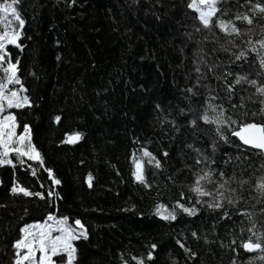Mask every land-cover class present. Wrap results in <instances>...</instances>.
<instances>
[{
	"label": "trees",
	"instance_id": "trees-1",
	"mask_svg": "<svg viewBox=\"0 0 264 264\" xmlns=\"http://www.w3.org/2000/svg\"><path fill=\"white\" fill-rule=\"evenodd\" d=\"M190 2L20 0L16 5L25 21L22 50L9 46L8 51L13 62L19 61L31 107L11 111L18 134L24 125L30 127L44 165L0 166V264H13L12 245L23 227L50 215L68 223L79 220L86 228L87 238L73 242L75 264H137L140 259L144 264H264L261 253L240 247L253 224L264 234V195L255 191L264 177V154L244 147L231 128L218 132L200 119L211 102L237 125L264 123V97H254L252 87L237 86L232 93L224 87L246 70L249 79L264 83L259 57L246 43L251 39L259 47L256 42L264 39V14L252 13L249 0H221L218 7L227 13L221 18L255 17L252 25L234 20L241 36H225L215 27L204 29ZM240 51L246 59H235ZM212 95L217 99L209 101ZM72 133L82 139L66 143ZM143 149L161 164L146 165L147 187L133 177L132 155ZM197 158L204 162L196 164ZM201 169L213 170L214 180L221 172L230 179L231 198L238 202L225 200L220 209L196 203L189 188ZM18 181L45 198L13 194ZM205 186L215 190L216 184ZM50 189L59 196L49 197ZM177 201L195 207L197 214L177 210L175 220L156 215L158 205L172 209Z\"/></svg>",
	"mask_w": 264,
	"mask_h": 264
},
{
	"label": "snow or ice",
	"instance_id": "snow-or-ice-1",
	"mask_svg": "<svg viewBox=\"0 0 264 264\" xmlns=\"http://www.w3.org/2000/svg\"><path fill=\"white\" fill-rule=\"evenodd\" d=\"M20 0H11V2H0V25H4L3 29H0V72L3 73V77L0 78V166L10 165L15 168L17 163L20 166L26 165L27 161H31L36 165L43 167L44 160L40 151L31 139V129L29 126L24 125L21 133L18 134V128L20 127L16 115L11 111L12 109H23L25 107H31V100L25 93L27 89L24 88L23 83L19 77V61H12L11 53L8 51L9 46H15L21 48L19 43L24 28L25 21L22 19L17 11L16 5ZM221 0H191L189 8L194 10L198 16L197 19L204 29L211 30L213 27L222 32L225 36H241V30L237 27L235 21H243L248 25H252L254 21V15L249 14H236L234 20L223 19L222 16L227 15L226 12L221 13L218 4ZM250 11L252 13L264 14V3L256 2L252 3ZM220 13V15H218ZM10 17L12 19H10ZM264 18V17H262ZM16 23V27L11 25ZM197 31H200L197 28ZM235 46V41H229ZM249 45V51L256 54L259 57V64L261 69H264V39L257 41L259 47L253 44L251 39L247 40ZM227 50V49H225ZM247 53L240 51L235 56L236 60L246 59ZM195 71L201 73L199 65L196 66ZM211 71V69H209ZM202 75V74H201ZM230 75V74H229ZM201 76L197 77V83ZM9 85H18L19 88L13 90L9 88ZM237 86L252 87L255 89V93L264 97V83H258L256 79H249L247 75H238L231 82L225 81V90L228 93L235 91ZM189 92L192 89H188ZM215 95L209 96V101L216 100ZM264 104V100H261ZM235 107V105H233ZM264 111V108L261 109ZM60 117H55L57 123L60 121ZM200 119L206 124H213L216 126L218 132L227 126L232 129V135L237 137L242 144L258 150L261 154H264V123H240L237 125V121L232 120L230 117L225 116V109L221 105H214L208 102L205 111L201 115ZM191 124L196 127V121L192 120ZM233 125H237L233 127ZM221 138H224L223 136ZM82 139L81 133H72L67 136L66 143L75 144ZM198 151V150H196ZM167 156V153H164ZM15 157V161L12 157ZM207 157H204V161ZM200 158H197L195 163L201 164ZM132 162L134 165L133 177L136 182L149 186L147 183L145 170L147 166H153L160 168V161L147 149L141 150V154L138 156L135 153L132 155ZM31 169V174L36 175V168L32 165H27ZM48 171L50 179H52L54 185H60L61 181L56 179L51 170ZM215 173L211 169H201L194 174V182L189 188L196 197V203H206L209 208L220 209L223 207L225 200L228 204H234L237 201H233L231 196L235 193V189H231L230 179H225L224 174L221 172L217 180H214ZM93 176L91 173L87 176L88 186H92ZM216 184L215 190H209L205 185ZM242 183H247L243 181ZM43 187V185H41ZM13 194H22L24 196H38L44 199L45 196L39 192H32L27 187L23 186L19 181L11 189ZM255 191L264 195V177H261L255 184ZM227 193V195H226ZM49 197H58L59 194L54 189H50L47 193ZM209 198L204 200L201 198ZM183 199V196L181 197ZM177 210L182 211L188 215H196L197 209L195 207H188L185 204L177 201L176 205L169 209L166 205H158L156 209V215L164 220H175ZM247 215V214H245ZM52 223L49 224H33L25 226L21 229L22 236L17 239L12 247L14 249L13 264H75L77 259V249L74 245V241L80 238H87V230L84 225L76 220L75 226H71L68 223L67 218L57 219L54 216H48L47 218ZM251 235L248 239L241 242L240 247L249 253H261L258 258L264 260V234H258L255 230V225L248 230ZM53 233H59L53 235ZM196 233H193L195 236ZM179 243V242H178ZM236 243L235 240L232 241ZM180 246L184 248L181 243ZM155 250L156 245L151 246ZM190 251L189 249H185ZM39 254V256H38ZM63 257V259H57ZM135 259V258H134ZM148 260L153 259V255L149 253ZM137 264H144V260L140 259Z\"/></svg>",
	"mask_w": 264,
	"mask_h": 264
},
{
	"label": "rangeland",
	"instance_id": "rangeland-1",
	"mask_svg": "<svg viewBox=\"0 0 264 264\" xmlns=\"http://www.w3.org/2000/svg\"><path fill=\"white\" fill-rule=\"evenodd\" d=\"M247 72H246V74H244V75H247L248 76V78H249V74H251L248 70H246ZM248 87H250V86H248ZM9 88H11V89H13V90H16V89H18L19 88V86L18 85H9ZM253 92H254V94H253V96L254 97H256V93H255V90H253ZM61 219V218H60ZM49 223H52L51 221H49V220H46V221H44V222H41V223H32V224H29V225H33V224H49ZM29 225H27V226H29ZM69 225H71V226H75V223L73 222V223H69ZM59 233H53V235H58ZM21 236H22V233H21ZM21 238V237H20ZM38 256H39V254H38ZM57 259H63V257H60V258H57Z\"/></svg>",
	"mask_w": 264,
	"mask_h": 264
},
{
	"label": "water",
	"instance_id": "water-1",
	"mask_svg": "<svg viewBox=\"0 0 264 264\" xmlns=\"http://www.w3.org/2000/svg\"><path fill=\"white\" fill-rule=\"evenodd\" d=\"M240 141V140H239ZM240 143L242 144V142L240 141ZM244 147H246V148H249V149H252V148H250V147H248V146H246V145H244V144H242ZM252 150H254V151H258V150H255V149H252Z\"/></svg>",
	"mask_w": 264,
	"mask_h": 264
}]
</instances>
